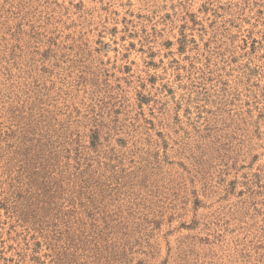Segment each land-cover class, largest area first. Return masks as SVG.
<instances>
[{
    "label": "rangeland",
    "instance_id": "1",
    "mask_svg": "<svg viewBox=\"0 0 264 264\" xmlns=\"http://www.w3.org/2000/svg\"><path fill=\"white\" fill-rule=\"evenodd\" d=\"M0 264H264V0H0Z\"/></svg>",
    "mask_w": 264,
    "mask_h": 264
}]
</instances>
